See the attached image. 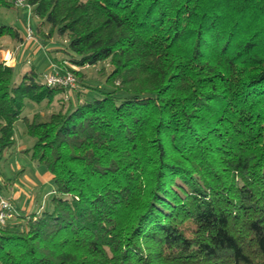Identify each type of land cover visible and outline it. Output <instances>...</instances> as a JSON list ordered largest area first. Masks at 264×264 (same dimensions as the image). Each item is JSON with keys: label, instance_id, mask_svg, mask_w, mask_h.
<instances>
[{"label": "trees", "instance_id": "obj_1", "mask_svg": "<svg viewBox=\"0 0 264 264\" xmlns=\"http://www.w3.org/2000/svg\"><path fill=\"white\" fill-rule=\"evenodd\" d=\"M28 4L78 86L0 61V159L23 118L55 185L0 228V264H264V0ZM102 61L107 88L80 83ZM27 100L57 109L38 122Z\"/></svg>", "mask_w": 264, "mask_h": 264}, {"label": "rangeland", "instance_id": "obj_2", "mask_svg": "<svg viewBox=\"0 0 264 264\" xmlns=\"http://www.w3.org/2000/svg\"><path fill=\"white\" fill-rule=\"evenodd\" d=\"M25 9L30 11L29 16L24 12L22 7L1 8L0 25H9L19 28L24 35L28 22L34 29H36L37 25L41 23V19L33 15L31 9ZM47 26L45 27L44 32H49V28ZM39 36L36 35V43L41 45L45 51H50V53L52 52V50L49 48L51 42L54 43L53 45H58V47L61 49V46L67 45L68 41L66 38L59 37L57 32L51 35L50 38L43 37L40 39ZM8 42L9 38L7 37H4L0 40V59L2 58V62L5 65L19 68L18 64L21 63L18 61L19 54L17 50H14V52L11 51L13 57L9 59L8 52L10 51L7 48L9 45ZM21 45L23 46L25 44L21 43ZM66 57H68V54H66L64 51H61V54L58 56V58ZM22 60L24 65L19 68L21 71L25 70L26 67H29L28 62H34V66L39 72H43L44 70L46 71L50 66V59L44 51L37 53H33V51H25ZM58 61L59 63L61 62L60 60ZM58 66L64 69V64L62 65L60 63ZM109 71L110 66H108V63L106 61H102L95 66L81 69L77 76L80 83L84 81L85 84L91 87H101L106 89L108 86L107 76ZM92 92L97 93L98 91L94 90ZM62 97L67 98V95L65 94V96H59V99ZM55 101H57V98ZM56 106V102L54 104H49L46 101L38 103L27 100L23 116H28L30 119L36 118L38 122L45 121L48 119L49 115L57 109ZM14 142V145L10 149H7L3 152V158L0 159V172L2 173L3 177L1 183L2 185H5V183L10 182L7 188L4 187L1 189L0 194L8 198H12L13 194H16L17 192H22V196L24 198L27 194H34L38 195V199L41 201L45 188L48 184H50L42 177L44 173L47 172V169L45 165L34 161L32 159L31 153L26 151L27 149H31L33 147L35 139L27 132L26 124L23 118L17 120L14 124ZM20 149H23V151H20ZM49 198H47L48 200L46 206L49 205ZM32 213L33 212H28L24 215H31ZM177 218L180 221H184L185 219L183 215H178Z\"/></svg>", "mask_w": 264, "mask_h": 264}, {"label": "crops", "instance_id": "obj_3", "mask_svg": "<svg viewBox=\"0 0 264 264\" xmlns=\"http://www.w3.org/2000/svg\"><path fill=\"white\" fill-rule=\"evenodd\" d=\"M15 8H18V7H15ZM23 10L26 14H28V16L30 15V11H28L25 8H23ZM28 20H29V17H28ZM8 43H9V45L7 48L9 49L10 53H11V51L14 52V50H17V52L19 54L18 55V61H19V63H21V64H18L19 68H21V66L24 65L22 57H23L25 51H29V52L33 51V53L44 51L50 59V66H49V69H47L46 71L44 70L43 72H40V73H42V75L44 73L51 72V70H53V65H55L56 63L59 64L58 60L61 61L62 59H64V58H58V56L61 54V51L59 50L58 45H53L54 43H52V42H51V45L49 47L52 50L51 53H50V51H48V52L45 51L44 48L41 45L37 44L36 42L25 43V45H23L24 47L21 45L20 42H15V41L10 40V39H9ZM1 51H4V50H1ZM0 61H2V58L0 59ZM28 63H29V67H26L25 70L21 71L18 68L20 70V72L26 71V70L30 69L31 67H35L34 62H32V63L28 62ZM20 151H23V149H20ZM21 172H22V170H21ZM42 177L45 181L49 182L50 184H48L47 187L45 188V191H44L43 196H42L43 198L41 201L38 199V195H34V194L28 195L27 194L26 197L24 198L22 196L23 195L22 192H17L16 194L15 193L13 194L12 201L17 208L18 215H22V214H25L28 212H41L45 208V206L47 204V200H48L47 198H49L52 195V193L54 192L55 185L53 182V176L48 170L46 173H44V175ZM40 203H41V205H40Z\"/></svg>", "mask_w": 264, "mask_h": 264}, {"label": "built area", "instance_id": "obj_4", "mask_svg": "<svg viewBox=\"0 0 264 264\" xmlns=\"http://www.w3.org/2000/svg\"><path fill=\"white\" fill-rule=\"evenodd\" d=\"M17 7L29 8L31 6L28 4V0H15ZM37 42L35 29L27 23L25 31V43ZM9 59L13 57V54L8 52ZM8 59V60H9ZM43 81L52 87H64L68 89H75L78 86V80L74 73L68 70L61 71V68L58 65H53V70L42 75ZM18 214L17 208L14 205L13 201L0 194V228L4 227L8 221L13 219Z\"/></svg>", "mask_w": 264, "mask_h": 264}]
</instances>
